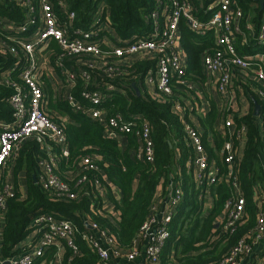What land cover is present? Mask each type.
<instances>
[{
    "label": "built area",
    "instance_id": "built-area-1",
    "mask_svg": "<svg viewBox=\"0 0 264 264\" xmlns=\"http://www.w3.org/2000/svg\"><path fill=\"white\" fill-rule=\"evenodd\" d=\"M15 1L23 7L24 20L19 25L0 16V27L11 33H26L27 37H17L20 49L15 46L2 48L3 53L11 51L16 56L21 50L24 60L19 56L13 67V70H18L19 81L8 76L0 78V81L13 89L10 98L13 120L0 125V170L7 167L29 138H35L45 153L38 160V178L45 190L60 198L80 200L85 195V187L93 181L95 187L102 189L103 194L107 192L98 177L101 168L97 156L83 157L74 175H61L58 171L61 158L68 154L67 136L63 126L47 111L49 101L44 76L49 70L56 71L59 68L64 77L67 100L101 124L108 137L119 139L127 134L137 136L140 146L136 157L143 161H155L149 120L141 113H129L128 116L121 112L109 114L103 103L113 92L125 95L128 91L136 93L132 85L134 83L144 97L150 96L158 100L173 97L175 109L186 117L184 130L186 142L191 149L188 165L194 182L202 187L215 185L224 179L217 161L211 158L204 144L205 133L197 123V117L190 116L193 108L184 104L186 102L182 98L181 91H191L194 84L186 77L188 58L182 45L181 24L188 23L191 30L200 35L209 31L216 32L215 45L205 50L202 65L204 73L215 78L217 94L224 96L230 92L234 84L233 68L242 72L252 71L260 82L257 94L264 104V52L248 55L239 53L234 34L245 36L246 31L242 25L243 10L237 0H155V7L147 18L150 24L148 33L127 41L120 40L104 20L103 6L97 8L88 28L84 29L73 26L77 12L70 8L67 0ZM198 8H203L209 14L206 20H201L194 13ZM210 10L212 12H208ZM246 28L250 30L251 26L246 24ZM254 34L257 43L264 45V19L257 34ZM53 42L62 50L55 62L50 59L48 50ZM247 42L244 41L243 44ZM102 46L108 49L105 50ZM44 51L49 54H44ZM120 61H127L131 66L142 61H148L152 65L141 76L138 73L124 79L115 66ZM89 70H102L110 80L102 87L96 86ZM80 79L86 82V86L81 91L82 100L79 101L73 95V89ZM51 87L54 88L52 83ZM185 105L188 109H185ZM225 127L227 132L222 135L224 141L215 151L232 167L242 153L248 130L246 125L239 126L231 118L225 119ZM232 172L230 169L229 173ZM231 180L234 193L225 204L221 222L225 233L234 231L245 211V198L240 184L236 177L232 176ZM171 191L169 211L160 216L159 208L155 209V214L142 226V247L149 264L160 262L169 238L168 224L177 205L183 200V189L180 186H172ZM13 195V183L8 181L0 189V264H45L46 260L43 259H47L53 252L51 261L61 262L59 253L64 244L73 254H79L76 243L77 234L80 233L79 226L69 219L43 214L34 219L33 231L19 244L21 248L28 247L27 250H22L11 258H4L1 247L6 202ZM81 237L97 250L99 264H134L141 251L135 247L131 250L115 248L113 239L97 223H90ZM263 238L264 209H260L256 226L249 237L240 239L231 247L220 264H240Z\"/></svg>",
    "mask_w": 264,
    "mask_h": 264
},
{
    "label": "trees",
    "instance_id": "trees-1",
    "mask_svg": "<svg viewBox=\"0 0 264 264\" xmlns=\"http://www.w3.org/2000/svg\"><path fill=\"white\" fill-rule=\"evenodd\" d=\"M70 8L77 12L75 27L88 28L94 12L103 6V18L116 36L127 41L145 35L149 31L147 19L155 7V0H67ZM243 10L242 25L249 34L250 44L238 48L245 55L264 52V45L258 44L255 38L264 16L259 0H237ZM102 4V5H101ZM199 9V8H198ZM212 12V10L208 11ZM194 13L201 20H206L209 14L201 8ZM0 16L11 21L22 23L25 18L23 7L15 0H0ZM250 22L254 33L245 26ZM182 44L188 56V71L200 74V60L205 49L213 43V34L208 32L200 35L191 30L188 23L181 24ZM211 33V34H209ZM27 37L26 33L8 32L0 27V76L5 75L14 81H19L18 70H13L14 64L24 54L19 51L16 56L11 51L3 53L6 46L19 45L18 38ZM249 43V42H248ZM103 47V46H102ZM107 50V47H103ZM50 58L54 60L62 54L56 42L48 48ZM44 54H49L44 51ZM67 64V63H66ZM152 64L148 61L136 62L130 65L127 61L117 62L115 66L124 79L133 74H143ZM59 71V68H57ZM92 81L96 86L105 85L110 78L102 70H89ZM238 73L239 70L236 69ZM237 83V82H236ZM238 84L242 93L250 103L245 114H236L237 125H248V141L241 155L236 158L234 166L230 167L216 154L224 138L216 134L210 115L203 136L204 144L211 158L216 160L221 173L224 175L220 183L210 186H197L189 168L191 149L186 142L184 118L175 109L173 97L154 99L138 95L130 91L127 94L113 92V95L103 103L108 113H141L150 122L152 139L155 147V161L147 162L136 157L140 140L133 134L125 135L128 143L124 147L119 139L108 137L105 128L88 115L73 106L65 94L59 98L58 105L50 104L49 114L61 124L67 136L66 157L61 158L58 171L61 175H74L80 162L85 156H97L101 171L98 173L103 185L108 190H117L112 195L109 206L105 204V194L102 189L95 187L90 181L83 190L85 195L80 200L60 198L51 191L45 190L38 178V160L45 156L41 144L35 138H29L13 158V191L14 195L7 199L6 215L3 227L1 252L4 258H11L21 248L34 227L33 221L40 215L53 214L57 218H65L79 226L76 243L79 254L64 244L59 264H99L97 250L92 244L81 237L90 223L99 227L113 239L115 248L140 250L143 246V224L155 214L161 202L169 192L171 183L178 184L183 189V200L179 203L178 211L168 224L169 238L162 252L163 260L176 256L179 264H220L224 256L240 239L248 238L257 223V215L262 207L256 200L264 192V136L260 133L257 117L254 114L255 102L261 103L257 94L260 82L252 75L241 79ZM86 82L80 79L73 89V95L80 101L81 91ZM95 88V87H92ZM13 89L0 81V125L13 120V109L10 103ZM182 93V92H181ZM239 93V91H238ZM184 103V102H183ZM186 104V103H184ZM51 107L59 109L60 118L52 114ZM185 109L188 106L185 105ZM64 117L66 119H64ZM202 124H206L201 120ZM2 128L0 127V131ZM209 130L214 136L216 148L207 141ZM60 154V151L57 150ZM232 169V174L229 170ZM25 171L27 193L23 196L18 186V173ZM7 171L0 170V189L4 188ZM236 177L242 195L245 198V211L233 232H223L222 224L216 227V219L225 211V204L233 196L234 190L231 177ZM36 179V180H35ZM213 198V204L206 214V194ZM262 195V194H261ZM199 231V232H198ZM198 232V233H197ZM193 252L191 255L190 253ZM54 252L50 254L45 264H57L51 261Z\"/></svg>",
    "mask_w": 264,
    "mask_h": 264
},
{
    "label": "crops",
    "instance_id": "crops-1",
    "mask_svg": "<svg viewBox=\"0 0 264 264\" xmlns=\"http://www.w3.org/2000/svg\"><path fill=\"white\" fill-rule=\"evenodd\" d=\"M197 1H200V0H197ZM263 19H264V16H263ZM246 24H249L251 26L250 22L248 21H246L245 25ZM250 30H251V34L253 35L254 30L252 26ZM181 33H182V30H181ZM211 33L213 34V43L210 44L207 48H210L215 45V40H216L215 33L216 32L212 31ZM234 37H235V41L237 44L240 43V45H242L244 41H248L249 43L247 42V44H243V45L250 44L249 34L248 35L245 34V36H242V35L240 36L237 34L235 36L234 34ZM238 51L240 54L245 55L241 49L238 48ZM203 54L200 60V66H201L200 74L189 72L188 66H187L186 77L188 80H190L194 84V89H192L191 91H183V92L181 91L182 98L183 100H185L186 104L191 105V108H193L192 109L193 114H191L190 116L195 115L197 117V123L200 125V128L203 130L204 133H206V127H208V129L210 128L209 127L210 124L207 123L208 121L207 119L210 118V115H214L213 120H211L210 123L214 124L216 134L223 137L222 136L223 133L227 132V128L225 127V119L231 118L235 121V117L237 113L238 115H243L245 114L246 110L249 109L250 107V103L248 99L245 98V95L242 93V89L240 85L238 84V82L241 79H244L248 75L252 76L253 73L252 71L242 72L239 69H238L239 72L237 73L236 68H233L232 69L233 82H234L233 87L231 88L230 92L227 95L221 96L217 94L215 91V87H216L215 78L206 75L203 71V65H202ZM5 77L7 76L5 75L0 76L1 79ZM49 79L51 81H49ZM63 79L64 77L62 75L61 70L59 71L49 70L48 74L44 76V81L46 82V85H47L46 95L49 101L48 106H47L48 112H49V108H50L49 106L51 103L54 105H58L59 103L58 100L63 95V93L65 94V98H66L67 90H65V82L63 81ZM51 83L53 84L54 88L51 87ZM51 109H52V114L55 115L57 118H60L59 109L55 107H51ZM254 114L257 117V124L260 129V133L264 136V104L263 102L261 103L255 102ZM64 119L66 118L64 117ZM201 120H203V122H205L206 124H202ZM246 127L249 132L248 125H246ZM248 132H247V141H248ZM207 138H208L207 139L208 143L211 146H214L216 148L217 145H216V142L214 141L215 138L210 130L207 134ZM119 141L122 143L124 147L128 143L126 136H121L119 138ZM246 143H244L241 149V152L244 150V146L246 145ZM12 168H13V162L10 161L7 167L5 168V170L8 172L7 173L8 181H13V173H11ZM177 185L178 184L171 183V187L172 186L176 187ZM18 186H19L20 193L23 196H25L27 193V180H26L25 171H20L18 173ZM171 190H169L164 200L161 202V205L159 207L160 216H162L164 213H167L169 211V208H170L169 198L172 193ZM113 194H118L119 196V193L117 192L115 188L113 190H109V189L107 190L105 199H104L106 206L110 205ZM261 194L257 198L256 202L262 207V209H264V192H262ZM205 197H206V209H207L206 214H207L213 204V198L209 193L206 194ZM223 216H224V213L220 214L219 217L216 219V222H218L216 227L219 226V223L221 224ZM93 233L96 234L94 231ZM21 247L22 246L19 245V248ZM26 248L25 247L21 248L20 251L21 252L22 250L25 251ZM143 250H144V247H141L140 254L135 260L134 264H149L145 259V253ZM62 254H63V251L61 249L59 255L61 256ZM190 254L192 255L193 252H191ZM57 264H59V261H57ZM158 264H179V260L175 255L174 256L171 255L170 259L168 260H163V258L161 257L160 262ZM240 264H264V238L257 245L254 246L253 251L249 256L244 257L241 260Z\"/></svg>",
    "mask_w": 264,
    "mask_h": 264
},
{
    "label": "water",
    "instance_id": "water-1",
    "mask_svg": "<svg viewBox=\"0 0 264 264\" xmlns=\"http://www.w3.org/2000/svg\"><path fill=\"white\" fill-rule=\"evenodd\" d=\"M259 1H260V3H261V6L263 7V6H264V0H259ZM132 85L134 86V88H135L137 94L139 95V94H140V90H139V88H137V86H136L135 83L132 84ZM35 180H36V179H35Z\"/></svg>",
    "mask_w": 264,
    "mask_h": 264
},
{
    "label": "rangeland",
    "instance_id": "rangeland-1",
    "mask_svg": "<svg viewBox=\"0 0 264 264\" xmlns=\"http://www.w3.org/2000/svg\"><path fill=\"white\" fill-rule=\"evenodd\" d=\"M43 50V49H42ZM178 208H179V204L177 205V211H178ZM37 246V245H36Z\"/></svg>",
    "mask_w": 264,
    "mask_h": 264
}]
</instances>
